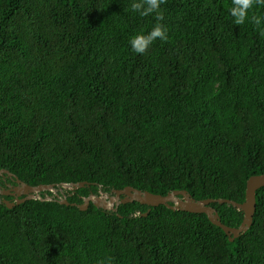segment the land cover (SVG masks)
Listing matches in <instances>:
<instances>
[{
  "label": "trees",
  "instance_id": "trees-1",
  "mask_svg": "<svg viewBox=\"0 0 264 264\" xmlns=\"http://www.w3.org/2000/svg\"><path fill=\"white\" fill-rule=\"evenodd\" d=\"M144 7L0 0V169L30 185L90 183L66 191L70 204L0 202V264H264V187L233 241L204 213L72 204L126 186L243 202L264 173V0L239 24L233 0ZM157 24L165 39L136 53L131 40ZM211 205L241 224V210Z\"/></svg>",
  "mask_w": 264,
  "mask_h": 264
},
{
  "label": "water",
  "instance_id": "water-1",
  "mask_svg": "<svg viewBox=\"0 0 264 264\" xmlns=\"http://www.w3.org/2000/svg\"><path fill=\"white\" fill-rule=\"evenodd\" d=\"M1 171L16 176L7 169H2ZM16 182L19 183V186L15 189L20 194H26V197L18 199L16 203L4 200L3 202L8 208H12L14 205L25 202L28 199L53 200L60 204H70L71 202L67 199L68 194L66 191L74 192L78 188L90 186V183L87 181L30 185L18 178ZM261 187H264V173L254 174L248 177L246 181L245 200L243 202H237L228 198L195 199L184 189L173 190L163 195L152 193L148 190H141L132 186H126L122 189L112 188L111 192L100 190L99 194L90 193L88 196L84 197L82 203L78 204L72 202V204L78 206L80 210H87L92 203L97 208L117 212L119 205L136 201L149 206H158L162 204L172 210L204 213L213 224L222 228V230L228 235L229 239L233 241L235 238L245 233L252 225L253 216L256 210V191ZM42 191H48L50 194H46V196L43 197L40 194ZM212 203H226L241 210L243 212V220L241 224L238 227L224 224L220 218L218 210L211 205ZM147 213L148 212L143 214L147 215ZM118 215L121 216L120 214Z\"/></svg>",
  "mask_w": 264,
  "mask_h": 264
},
{
  "label": "clouds",
  "instance_id": "clouds-1",
  "mask_svg": "<svg viewBox=\"0 0 264 264\" xmlns=\"http://www.w3.org/2000/svg\"><path fill=\"white\" fill-rule=\"evenodd\" d=\"M161 0H144L146 7H144L141 14L147 15L158 8ZM251 0H233V7L231 8V15L235 18L237 24L242 23L245 19L246 10L250 7ZM132 8L138 10L141 8V4L133 3ZM256 23L259 24L260 20L256 19ZM159 38L165 39V30L159 24L153 27V29L147 34H138L131 40V47L136 53H143L149 44L153 40ZM4 203V202H3Z\"/></svg>",
  "mask_w": 264,
  "mask_h": 264
},
{
  "label": "flooded vegetation",
  "instance_id": "flooded-vegetation-1",
  "mask_svg": "<svg viewBox=\"0 0 264 264\" xmlns=\"http://www.w3.org/2000/svg\"><path fill=\"white\" fill-rule=\"evenodd\" d=\"M1 170L2 169H0V202L8 200L10 202L16 203L18 199L26 197V194H20L15 189L17 186H19V183L16 182L18 178ZM40 194L46 195L48 194V191H42Z\"/></svg>",
  "mask_w": 264,
  "mask_h": 264
}]
</instances>
